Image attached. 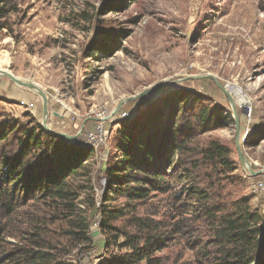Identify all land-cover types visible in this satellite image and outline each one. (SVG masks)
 <instances>
[{"label":"rangeland","instance_id":"rangeland-1","mask_svg":"<svg viewBox=\"0 0 264 264\" xmlns=\"http://www.w3.org/2000/svg\"><path fill=\"white\" fill-rule=\"evenodd\" d=\"M16 2L18 11L9 16L8 28L0 31V59H9L2 67L47 93L49 115L43 126L42 97L0 76V128L18 127L9 134L8 149L18 151L17 140L24 141V131L35 126L58 136H76L75 140L61 137L94 149L89 177L77 182L89 184L101 200L108 160L118 155L121 124L159 96L184 89L191 98L202 100L200 108L216 106L229 117L218 128L198 131L197 142L203 145L217 139L228 146L237 169L219 174L205 167L201 176L217 198L227 199V194L232 201L248 195L254 208H264V172L253 174L243 168L237 148L239 138L252 170H264V0ZM103 43L112 50L103 52ZM92 51L95 54L89 57ZM164 83L166 87L158 93L166 92L127 101L117 111L126 99ZM222 87L232 95L234 106ZM236 89L246 102L239 101ZM21 100L35 105L23 107ZM99 125L103 127L101 141L95 146L86 143L87 134ZM184 186L178 183L177 191ZM171 200L158 195L151 203L162 208ZM60 225H52L55 235H61ZM196 225L209 234V227ZM91 237V248H74L67 259L100 264L104 237L96 224ZM181 252L184 261L194 262L193 252L181 244L161 254L175 257Z\"/></svg>","mask_w":264,"mask_h":264},{"label":"trees","instance_id":"trees-1","mask_svg":"<svg viewBox=\"0 0 264 264\" xmlns=\"http://www.w3.org/2000/svg\"><path fill=\"white\" fill-rule=\"evenodd\" d=\"M17 11L16 0H0V31ZM189 94L161 95L121 124L101 200L77 182L89 177L93 148L35 126L12 151L9 134L18 127L0 128V264H77L66 255L91 248L95 224L104 237L100 264H189L182 252L161 254L177 244L193 252L192 264H264V208H254L248 195L217 198L201 176L205 167L219 174L237 169L228 146L197 142L198 131L229 117L216 106L200 108L202 100ZM158 195L172 199L165 210L151 203ZM54 224H61V237Z\"/></svg>","mask_w":264,"mask_h":264},{"label":"water","instance_id":"water-1","mask_svg":"<svg viewBox=\"0 0 264 264\" xmlns=\"http://www.w3.org/2000/svg\"><path fill=\"white\" fill-rule=\"evenodd\" d=\"M0 76H6V77L10 78L11 80H13L15 83H17L18 85L25 86V87L37 92L42 97V99H43V115H44L43 126H47L46 120H47L48 115H49V102H48L47 93L39 85H37L36 83H34V82L30 81V80L21 79L18 76L14 75L13 73H11V72H9V71H7L5 69H0ZM207 77L212 78V79H216L212 75H208ZM166 85H167L166 83L160 84V85H158L156 87H153L151 89L143 91V92H141L138 95H135V96H133L131 98L126 99L125 101L121 102V104L117 108V111H119V109L123 106V104L125 102L131 101L133 99H136V98H139V97H142V96H147L150 93H158L159 91H161V89H164L166 87ZM224 91L226 92L231 104L234 106V100H233L232 95L226 89H224ZM236 124H237V126H239V120L238 119L236 120ZM58 134L61 135V136L67 137L69 139H72V140L76 139V136L68 135L66 133H58ZM237 148H238V151H239L240 161H241V164H242L243 168L247 169L248 171H250L253 174H260V173L264 172V170H260L258 172H254L252 170L251 164L248 162V160L246 159V157H245V155H244V153H243V151L241 149V144H240L239 138L237 139Z\"/></svg>","mask_w":264,"mask_h":264},{"label":"built area","instance_id":"built-area-1","mask_svg":"<svg viewBox=\"0 0 264 264\" xmlns=\"http://www.w3.org/2000/svg\"><path fill=\"white\" fill-rule=\"evenodd\" d=\"M19 104L23 107H27V108H30V107H33L35 105L34 102H31V101H26V100H21L19 102ZM249 113V108H247V112L246 114ZM100 131V132H99ZM99 132V136H98V133ZM103 135V127L102 125L98 126L97 129L95 131H90L86 138H85V142L86 143H89L90 145H97L100 141H101V136Z\"/></svg>","mask_w":264,"mask_h":264},{"label":"bare ground","instance_id":"bare-ground-1","mask_svg":"<svg viewBox=\"0 0 264 264\" xmlns=\"http://www.w3.org/2000/svg\"><path fill=\"white\" fill-rule=\"evenodd\" d=\"M9 60V59H8ZM8 60H2V59H0V69H3V64L4 63H8ZM169 89V88H168ZM167 90H165V91H163V92H160V93H158L159 95L160 94H162V93H164V92H166ZM235 92L237 93V95H238V98H239V101L241 102V103H244V102H246L247 100L245 99V96L243 95V94H240V92H239V89H236L235 90ZM29 101V100H28Z\"/></svg>","mask_w":264,"mask_h":264}]
</instances>
